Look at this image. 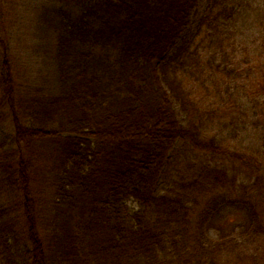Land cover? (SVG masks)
<instances>
[{
    "label": "trees",
    "instance_id": "trees-1",
    "mask_svg": "<svg viewBox=\"0 0 264 264\" xmlns=\"http://www.w3.org/2000/svg\"><path fill=\"white\" fill-rule=\"evenodd\" d=\"M46 2L48 40L34 34L43 80L28 107L0 5V264H224V251L228 264H264V159L255 174L223 137L203 138L218 112L189 90L264 68L246 57L259 26L237 34L258 7L207 0L188 30L200 0ZM251 52L264 57V42ZM251 81L263 88L264 158V78ZM173 98L199 122L183 124ZM234 207L246 211L237 235L212 238Z\"/></svg>",
    "mask_w": 264,
    "mask_h": 264
},
{
    "label": "rangeland",
    "instance_id": "rangeland-1",
    "mask_svg": "<svg viewBox=\"0 0 264 264\" xmlns=\"http://www.w3.org/2000/svg\"><path fill=\"white\" fill-rule=\"evenodd\" d=\"M206 3L207 0H200L198 11L193 17L188 30L196 26L199 17L204 12ZM0 5L1 8L3 7V13L1 14H4L2 20L3 27L5 28L4 34L7 36L12 50V64L20 84L23 85L21 102L24 104L23 107H28L35 104L33 99H37L38 97L34 94V87L39 85L43 80V74L39 69L40 63L36 56L34 34L37 33L45 41L48 40V37H46L47 31L39 30L38 27L42 25V28L46 29L43 25H48L47 21L45 24V20L48 14H51L50 5L46 0H0ZM257 7L259 12L254 17L258 16L260 19L255 25H242L239 23L237 26L240 29L243 27V32L237 34L246 41L247 34L250 30L254 35L253 29L251 28L259 26L255 32L254 39L258 41L259 45L257 46H260L263 50L264 0H250L249 9L251 13L257 12ZM248 11V8H246L247 13H249ZM249 40L250 38H247V41ZM245 41H242V44H245ZM231 43L235 45L233 42ZM228 45L230 43H224L225 48ZM257 46L256 44H249L246 57L256 58L263 67L264 57L251 52ZM244 57L245 55L238 54V58L242 59ZM253 66H256V64ZM220 76L221 78L218 81L216 79L215 81H208L206 85L202 84V79L200 80L201 82L190 80L189 83V90L196 91L195 99L199 103V108L201 110L206 108H210L209 110L216 109L219 113H217V118L213 122H208L202 127L203 138H206V140L211 138L212 140L215 136L216 138L223 137L222 143L226 147L230 146V150L238 152V154L256 166V168L251 169L255 174H263V171L257 169H263L264 159L261 134V131H263V88L262 85L257 84L258 81H254L255 83H253L251 78L255 76L259 79V82L261 81L263 83L264 68H260L256 72L252 71L251 73L249 70H243L242 74L237 78L235 76L224 77L222 74ZM238 90L240 91L237 92ZM172 100L178 117L183 124H187L192 120H195L196 123L199 122V119L195 117L193 112L191 115L194 117L190 116V119L187 118V114L182 111L180 103L174 98ZM253 105L255 108H252ZM255 110L258 111L259 116L257 118L253 117ZM241 125V129L248 125L246 134L238 133L237 129L240 131ZM8 126V117L4 122L0 121V127L6 129ZM179 148L180 144L175 146L174 150L170 153L165 173L160 180L158 189L164 184L166 178L170 176L176 160L175 154ZM240 168L244 172V178L247 179V173L244 170L247 168H242L241 166ZM245 218L246 211L243 209L235 207L227 208L222 217L218 218L209 234L214 239H218L220 236L237 235L236 226L244 221ZM220 259L223 261L222 263L228 264L229 258H227V252L224 251ZM233 260L235 264L242 262L241 258H237L236 255H234ZM240 264L246 263L242 262Z\"/></svg>",
    "mask_w": 264,
    "mask_h": 264
}]
</instances>
